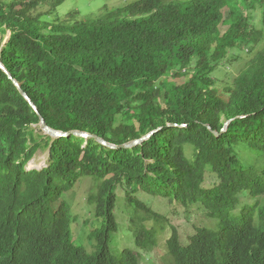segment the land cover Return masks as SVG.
<instances>
[{"label":"trees","instance_id":"trees-1","mask_svg":"<svg viewBox=\"0 0 264 264\" xmlns=\"http://www.w3.org/2000/svg\"><path fill=\"white\" fill-rule=\"evenodd\" d=\"M64 1L0 0V31H10L0 59L39 110L0 68V264H140L169 227L172 264H264V0H136L95 18L40 20L42 6ZM245 47L221 89L215 71ZM40 115L116 146L159 130L110 147L36 131ZM41 149L48 164L28 169ZM208 172L217 179L209 187ZM84 177L95 181L86 201L102 219L94 253L71 241L62 199ZM119 187L139 251L116 256ZM141 193L199 204L218 229L197 226L183 242Z\"/></svg>","mask_w":264,"mask_h":264},{"label":"rangeland","instance_id":"rangeland-1","mask_svg":"<svg viewBox=\"0 0 264 264\" xmlns=\"http://www.w3.org/2000/svg\"><path fill=\"white\" fill-rule=\"evenodd\" d=\"M136 0H65L55 9L48 11L49 5L42 6L39 11L40 20L48 24H54L71 18L75 21L78 19L95 18L103 12L105 8L115 9L135 2ZM254 10H247L250 13ZM77 12L72 15V13ZM261 14L260 7L255 9V15L258 17ZM70 16V17H68ZM258 28L262 27L260 20L256 21ZM227 25L221 26V31L224 32ZM10 31H0V51L9 39ZM249 47V46H248ZM248 47L242 51L238 50L231 52L225 63L219 66L215 71L217 86L221 89L230 85L233 79L243 67L245 60L250 52ZM232 57H235L234 59ZM233 59V60H232ZM170 79H172L170 77ZM174 79V78H173ZM183 81L184 78H178ZM36 131L41 129L40 124L34 126ZM49 151L39 150L32 160L28 163V169H41L48 164ZM216 177L213 174L207 173L205 186H212L216 182ZM94 180L84 177L71 191L64 193L62 199L68 202L71 211V241L76 245L83 247L88 253H94L97 250V242L92 235L93 231L102 225V219L97 218L94 214L93 206L86 201L88 192L94 185ZM140 197L150 204L154 210L166 215L169 221L179 229L182 241H187L189 236L194 232L197 226H207L212 229H218V220L207 216L205 209L201 205L185 207L177 203H170L167 199L151 196L146 193H141ZM247 194L243 196L242 201L249 202ZM125 192L118 188V203L116 216L119 223V230L111 237L110 246L113 253L119 256L120 252L125 248H130L134 251H139L134 242V235L129 229V212L125 208ZM171 234L169 227L164 232L160 233L158 245L156 248L147 253H143L140 264H172L171 257L167 253V238Z\"/></svg>","mask_w":264,"mask_h":264},{"label":"water","instance_id":"water-1","mask_svg":"<svg viewBox=\"0 0 264 264\" xmlns=\"http://www.w3.org/2000/svg\"><path fill=\"white\" fill-rule=\"evenodd\" d=\"M0 68H2L8 75L10 78H12L14 80V82L16 83V85L19 87L20 89V92L29 100L30 104L32 105V107L37 111L39 112L36 104L31 100V98L29 97V95L22 89L20 83H18V81L16 79L13 78L12 74L8 71V69L6 68V66L4 65V63L1 61L0 59ZM233 119L229 120L226 125H228ZM40 126H41V129L46 133V134H49L51 135L52 137H64V136H70L72 134H75V135H78V136H82V137H86V138H89V137H94L96 138L99 142H101L102 144H105V145H108L110 147H124V148H129V147H133L135 145H138L142 142H144L145 140H147L148 138H150L154 133H156L159 129H156V130H153L151 131L150 133H148L147 135L139 138V139H136L134 141H131V142H128V143H125V144H122L120 146H116L112 143H109L107 142L104 138L102 137H99L97 135H93V134H90L88 132H85V131H79V130H74V131H69V132H65V131H61V130H58V129H54L52 128L51 126L48 125V123L46 122L45 118L40 115Z\"/></svg>","mask_w":264,"mask_h":264}]
</instances>
